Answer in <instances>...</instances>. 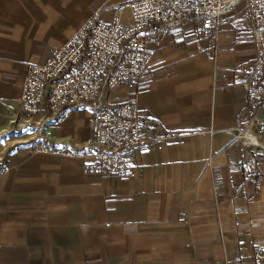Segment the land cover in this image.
<instances>
[{
	"label": "crops",
	"instance_id": "1",
	"mask_svg": "<svg viewBox=\"0 0 264 264\" xmlns=\"http://www.w3.org/2000/svg\"><path fill=\"white\" fill-rule=\"evenodd\" d=\"M130 1L0 0V134L11 130L0 137V264H251L264 243V132L249 122L241 87L253 68L264 71V29L242 0L216 41L179 24L149 73L104 90L107 105L136 99L147 137L126 154L127 178L85 174L80 157L35 153L30 132H14L31 120L44 143L87 141L84 108L47 122L43 109L19 112L21 82L92 13L128 22ZM249 155L256 178L236 164Z\"/></svg>",
	"mask_w": 264,
	"mask_h": 264
},
{
	"label": "built area",
	"instance_id": "2",
	"mask_svg": "<svg viewBox=\"0 0 264 264\" xmlns=\"http://www.w3.org/2000/svg\"><path fill=\"white\" fill-rule=\"evenodd\" d=\"M238 0H132L126 3L129 21L114 16L102 20L92 13L41 63H30L20 87L19 112L31 116L44 110L43 121L67 117L72 109L90 112V137L80 146H55L37 136L33 152L57 157H80L85 174L128 177L132 168L126 154L143 146L147 137L138 115V104L130 98L116 105L103 103L104 90L130 87L149 73L154 49L182 23H191L193 35L216 41L223 15ZM257 33L264 29V0H242ZM118 8H121L119 6ZM246 115L264 132V71L253 68L241 81ZM41 125V122H35ZM264 151V145L262 146ZM249 177H258V158L236 160ZM264 167V161H263ZM251 264H264V243L251 248Z\"/></svg>",
	"mask_w": 264,
	"mask_h": 264
},
{
	"label": "rangeland",
	"instance_id": "3",
	"mask_svg": "<svg viewBox=\"0 0 264 264\" xmlns=\"http://www.w3.org/2000/svg\"><path fill=\"white\" fill-rule=\"evenodd\" d=\"M31 116H33V115H31ZM39 126L40 125L37 126L34 121L28 120L25 123H23L21 126H19V128L17 130H14V132H18V134L24 133V132H22V130L30 132L31 136H30V138H28L27 141H29V143L32 144V148H33V144L37 143V139H38L37 136H39V135L42 136ZM10 131L11 130H8V131L5 130V132L3 134H0V137L4 136L5 134L9 133ZM26 143H28V142H26ZM263 158H264V156H263ZM262 170H263L262 171L263 174H262L261 179H260V181H261L260 184H261V186L264 187V167H263ZM3 182H4V179L3 178L2 179L0 178V187H1V184ZM0 197H1V189H0Z\"/></svg>",
	"mask_w": 264,
	"mask_h": 264
},
{
	"label": "trees",
	"instance_id": "4",
	"mask_svg": "<svg viewBox=\"0 0 264 264\" xmlns=\"http://www.w3.org/2000/svg\"><path fill=\"white\" fill-rule=\"evenodd\" d=\"M262 107L264 108V105L262 104Z\"/></svg>",
	"mask_w": 264,
	"mask_h": 264
}]
</instances>
